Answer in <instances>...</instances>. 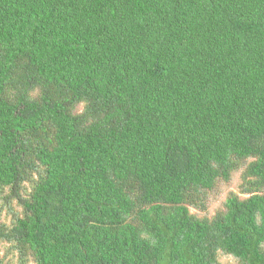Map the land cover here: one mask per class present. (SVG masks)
<instances>
[{
  "label": "trees",
  "instance_id": "trees-1",
  "mask_svg": "<svg viewBox=\"0 0 264 264\" xmlns=\"http://www.w3.org/2000/svg\"><path fill=\"white\" fill-rule=\"evenodd\" d=\"M0 199L16 264H264V0H0Z\"/></svg>",
  "mask_w": 264,
  "mask_h": 264
},
{
  "label": "rangeland",
  "instance_id": "rangeland-1",
  "mask_svg": "<svg viewBox=\"0 0 264 264\" xmlns=\"http://www.w3.org/2000/svg\"><path fill=\"white\" fill-rule=\"evenodd\" d=\"M82 109V105H78L76 111H80ZM240 182V171H236L232 173L230 180L228 182L220 181L217 185L207 193L206 205L203 209L190 207L191 213L195 214L197 217H211L216 210L222 207V204L225 198L228 196L230 192L238 193V184ZM26 188L24 193L28 191V184H25ZM14 202H12V205ZM10 205V204H9ZM7 203H5L2 199H0V224L9 225L11 214L13 210H19L17 206H13L12 208ZM6 244L0 243V257L2 258L3 264H16L15 254L10 251L6 253ZM218 260L221 264H232L235 260L225 254H219ZM26 264H32V262L28 261Z\"/></svg>",
  "mask_w": 264,
  "mask_h": 264
}]
</instances>
